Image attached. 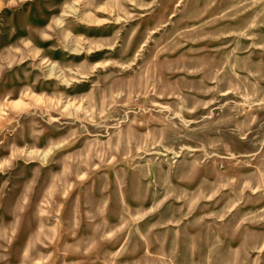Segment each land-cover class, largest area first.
Listing matches in <instances>:
<instances>
[{"label":"rangeland","instance_id":"374dc122","mask_svg":"<svg viewBox=\"0 0 264 264\" xmlns=\"http://www.w3.org/2000/svg\"><path fill=\"white\" fill-rule=\"evenodd\" d=\"M0 264H264V0H0Z\"/></svg>","mask_w":264,"mask_h":264}]
</instances>
